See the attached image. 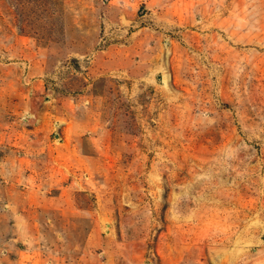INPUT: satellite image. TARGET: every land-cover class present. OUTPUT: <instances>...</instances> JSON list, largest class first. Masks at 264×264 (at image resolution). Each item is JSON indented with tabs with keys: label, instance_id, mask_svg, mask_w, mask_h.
I'll return each mask as SVG.
<instances>
[{
	"label": "rangeland",
	"instance_id": "obj_1",
	"mask_svg": "<svg viewBox=\"0 0 264 264\" xmlns=\"http://www.w3.org/2000/svg\"><path fill=\"white\" fill-rule=\"evenodd\" d=\"M0 264H264V0H0Z\"/></svg>",
	"mask_w": 264,
	"mask_h": 264
}]
</instances>
